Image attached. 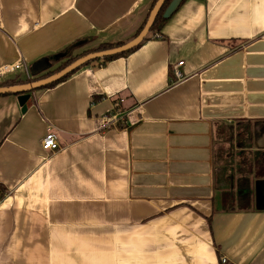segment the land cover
Returning <instances> with one entry per match:
<instances>
[{"label":"crops","instance_id":"1","mask_svg":"<svg viewBox=\"0 0 264 264\" xmlns=\"http://www.w3.org/2000/svg\"><path fill=\"white\" fill-rule=\"evenodd\" d=\"M151 2L0 0V85L132 39ZM147 37L24 112L0 95V264H264V0H185Z\"/></svg>","mask_w":264,"mask_h":264},{"label":"water","instance_id":"2","mask_svg":"<svg viewBox=\"0 0 264 264\" xmlns=\"http://www.w3.org/2000/svg\"><path fill=\"white\" fill-rule=\"evenodd\" d=\"M166 0H156L154 6L149 12V15L147 17V20L145 24L143 25L142 29L139 31V33L134 36L132 39L118 45L114 46L108 49L99 50L87 53L71 63H69L64 68L46 76L40 79H36L34 81L26 82V83H20V84H14V85H7V86H0V95L3 94H16L17 101L19 106L21 107V111L24 112L27 108L28 101L30 98V93L33 90L42 88L46 86L47 84L53 83L65 75L69 74L70 72L74 71L75 69L79 68L83 64L96 59H101L107 56L115 55V54H121L127 50L132 49L133 47L139 45L147 36V34L150 31V28L153 25V22L158 15L161 7L163 6L164 2ZM180 0H172L167 8L165 9L163 16L168 17L171 15V13L176 9L177 5L179 4ZM47 67V66H46Z\"/></svg>","mask_w":264,"mask_h":264},{"label":"trees","instance_id":"3","mask_svg":"<svg viewBox=\"0 0 264 264\" xmlns=\"http://www.w3.org/2000/svg\"><path fill=\"white\" fill-rule=\"evenodd\" d=\"M172 0H166L163 4V6L161 7L158 15L156 16L154 22H153V25L152 27L150 28V31L149 33H152V34H155V33H158L161 31L163 25L166 23V21L169 19V17L171 16H168V17H164L163 16V13L165 11V9L167 8V6L169 5V3L171 2ZM185 0H180L179 4L177 5L180 6ZM156 0H152L151 4H150V8L146 14V17L144 18L142 24L140 25V27L136 30V32L134 33V36H136L139 31L142 29L143 25L145 24L146 20H147V17L149 15V12L150 10L152 9V7L154 6ZM176 7V8H177ZM176 10V9H175ZM174 10V11H175ZM173 11V12H174ZM172 12V13H173ZM148 37L143 40H147ZM142 41V42H143ZM82 41H79V42H76L75 44H71L67 47H65L63 50H61L60 52L56 53V54H52V55H49L46 57V61H47V68H51L55 65V68H53L52 70H48L47 72L37 76V77H31L27 80H24V81H21V80H8L7 82L5 83H2L0 86H7V85H14V84H19V83H26V82H30V81H34L36 79H40V78H43V77H46L62 68H64L65 66H67L69 63H71L72 61H74L75 59L87 54V53H90V52H94V51H99V50H104V49H108V48H111V47H114V46H118L122 43H124L123 41H119V42H114V43H101L99 44L95 49H92V50H88V51H84L83 53H80V54H74L73 51L79 47L80 44ZM142 42L133 47L132 49L130 50H127L121 54H115V55H111V56H107V57H104V58H101V59H96V60H91L85 64H83L82 66L84 65H89L91 62L93 61H97L100 65H103L105 63H107L108 61H111L112 59L114 58H117V57H120V56H126L128 55L129 53H131L133 50L137 49L141 44ZM81 67V66H80ZM79 67V68H80ZM79 68L75 69L74 71L70 72L69 74L65 75L64 77H62L61 79L53 82V83H50V84H47L46 86L42 87V88H47V87H52L54 86L55 84L59 83L60 81H63L65 80L66 78H68L72 73H74L76 70H78ZM40 89V88H39ZM16 95V94H14ZM5 189L0 186V195H4L5 194Z\"/></svg>","mask_w":264,"mask_h":264},{"label":"built area","instance_id":"4","mask_svg":"<svg viewBox=\"0 0 264 264\" xmlns=\"http://www.w3.org/2000/svg\"><path fill=\"white\" fill-rule=\"evenodd\" d=\"M178 65H182V62H179L177 65L173 67V74L176 79H180L183 77L181 71L177 68ZM22 68V65L19 63L11 64V65H3L0 67V77L5 74H10L17 72ZM26 74L28 75V71L26 70ZM117 122V116L115 114H110L107 116H104L100 121V128H109L113 124ZM41 147L45 151H56L59 148L58 142H57V136L56 134L49 129L47 133L44 135V137L41 140ZM224 261V259H223Z\"/></svg>","mask_w":264,"mask_h":264}]
</instances>
